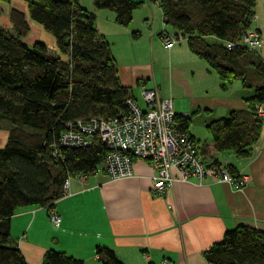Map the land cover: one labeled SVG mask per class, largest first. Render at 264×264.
I'll return each mask as SVG.
<instances>
[{"label": "trees", "instance_id": "1", "mask_svg": "<svg viewBox=\"0 0 264 264\" xmlns=\"http://www.w3.org/2000/svg\"><path fill=\"white\" fill-rule=\"evenodd\" d=\"M149 1L158 2L163 22L218 74L223 88L240 80L243 87L253 89L246 109L232 110L206 126L218 152L251 156L263 127L264 117L258 115L256 105L264 104V62L241 39L253 24L255 0ZM26 2L30 19L54 38L57 52L42 41L24 42L29 25L18 10L10 11L13 32L0 26V121L8 124L7 138L0 146V264H28L10 233V220L18 209L38 206L50 211L63 197L68 177L89 176L103 167L110 148L97 135L88 146L59 145L66 123L113 117L127 109L128 98H134L119 82L110 45L97 32L93 13L78 0ZM142 3L94 0L96 8L114 11L115 21L123 26ZM177 118L178 129L188 132V117L175 114ZM54 146L60 155L53 154ZM228 168L231 171V164ZM96 252L97 264H122L107 247L98 246ZM205 258L207 264H264V231L248 226L229 229L205 252ZM41 264L86 263L49 249Z\"/></svg>", "mask_w": 264, "mask_h": 264}, {"label": "crops", "instance_id": "2", "mask_svg": "<svg viewBox=\"0 0 264 264\" xmlns=\"http://www.w3.org/2000/svg\"><path fill=\"white\" fill-rule=\"evenodd\" d=\"M141 1L127 26L115 21L114 11L96 8L94 0L78 3L94 14L97 32L110 45L119 82L135 99L134 90L141 98L142 90L152 87L162 95L181 92L179 85L188 69L202 76L199 88L188 89L191 111L187 131L206 160L227 162L231 172L248 173L252 182L236 189L208 180H175L160 195H152L154 171L144 160H135L133 174L124 178L109 179L103 169L87 176L84 183L72 178L70 193L53 207L61 219L58 226L50 222L49 210L38 206L20 208L11 217L12 239L28 264H41L49 249L97 264L98 246L111 249L122 264H207L205 252L227 230L248 226L264 231V118L260 139L247 158L230 150L218 152L211 136L202 135L200 140L193 128V124L206 128L232 110L246 109L253 89L243 87L240 80L223 88L218 74L184 41L166 47L160 34L167 25L158 2ZM12 9L22 12L28 22L24 42L42 41L57 52L54 38L30 19L26 0L0 2V26L13 32ZM254 12L253 26L263 41L257 52L264 60V0H255Z\"/></svg>", "mask_w": 264, "mask_h": 264}, {"label": "built area", "instance_id": "3", "mask_svg": "<svg viewBox=\"0 0 264 264\" xmlns=\"http://www.w3.org/2000/svg\"><path fill=\"white\" fill-rule=\"evenodd\" d=\"M255 20L254 14L253 23ZM160 39L166 47H171L183 37L179 32L172 34L164 30ZM241 42L248 49L257 50L263 41L252 24L243 34ZM232 45L233 43L227 44L228 47ZM141 96L144 107H140L135 98H128L127 109L113 117L93 116L67 122L66 129L59 136V145L88 146L92 136L97 135L110 148L101 168L109 179L132 175L134 161L144 160L154 171L151 176L152 195H160L175 180H208L227 183L236 189L252 182V176L248 173L231 172L229 163L204 158L194 137L178 129L171 98L160 97L155 87L143 89ZM256 111L259 116L264 117V105H256ZM182 116L188 117V114ZM53 154L60 155L56 146ZM86 177L87 175L80 173L68 177L63 184V196L70 193L71 178L84 183ZM48 217L54 226L60 224V216L53 209L49 211ZM96 257L99 255L96 254Z\"/></svg>", "mask_w": 264, "mask_h": 264}, {"label": "rangeland", "instance_id": "4", "mask_svg": "<svg viewBox=\"0 0 264 264\" xmlns=\"http://www.w3.org/2000/svg\"><path fill=\"white\" fill-rule=\"evenodd\" d=\"M158 14H160V13L158 12ZM166 28H167L168 31L172 32V34H175V32H177L171 26L167 25ZM207 40L208 41H212L213 39L212 38H208ZM180 41H184L186 43V40L184 38L181 39V40H177L176 43H179ZM186 71L187 72H185L184 75H183L182 82H180L181 85H179V86H182V91L181 92L175 94L172 91H170V93H167L165 95H162V94L159 93L160 97H162V98H171L174 111L176 113H180L182 115H184V114H188L189 115V113L191 111V109L188 106V104L190 102V96H189V93H188V89L191 86H193V87L197 86V88H199L201 86V84H202L201 83L202 80L199 81L200 78L202 77L201 75H199L197 72L192 73V71H194L193 69H188ZM196 80L199 81V82H195ZM134 94L136 95V102L138 103V105L140 107H144L145 104H144V102L142 100V96L140 98V96L138 95L136 90H134ZM193 128H194L196 134L199 136L200 140H202V135L210 137V134L208 133L206 128H202V125L193 124ZM7 134H8V124L3 122V121H0V146H2L3 143L5 142V140L7 138ZM100 172H101V167H99L98 170H97V173H100ZM91 176H93V175H91Z\"/></svg>", "mask_w": 264, "mask_h": 264}]
</instances>
